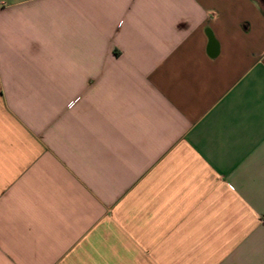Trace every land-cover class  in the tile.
<instances>
[{"label":"crops","instance_id":"obj_1","mask_svg":"<svg viewBox=\"0 0 264 264\" xmlns=\"http://www.w3.org/2000/svg\"><path fill=\"white\" fill-rule=\"evenodd\" d=\"M0 264H264V0H0Z\"/></svg>","mask_w":264,"mask_h":264}]
</instances>
